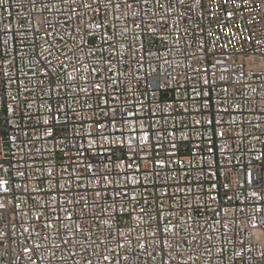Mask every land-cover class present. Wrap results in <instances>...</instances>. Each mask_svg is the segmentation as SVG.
<instances>
[{
    "label": "built area",
    "instance_id": "1",
    "mask_svg": "<svg viewBox=\"0 0 264 264\" xmlns=\"http://www.w3.org/2000/svg\"><path fill=\"white\" fill-rule=\"evenodd\" d=\"M81 2L91 0H76L74 4L71 0L68 4L59 0H36L35 9L30 0H10L0 6V166L3 168L0 179L9 180L13 189L9 193L0 192V201H11L0 210V232L7 234L0 236V264H28L30 256L41 258L39 264H49V261L51 264H85L89 259L93 264H115L123 256H127V260H119V264H264V257L260 255L264 252V227H259L261 214L254 208L257 203L264 205V201L258 202L250 195L253 190L264 192V51L238 38H231L229 47L215 46L227 44L230 37L218 31L215 20L205 15L195 0H184L183 5L178 0H149L142 8L139 5H134L133 9L108 8L107 18L103 20L107 30L93 28L91 36L85 35V25L99 22L100 17L80 7ZM116 2L123 3V0ZM42 5H47L51 11ZM69 5L76 11L71 12ZM132 11L137 12V17L132 16ZM259 13L258 9L252 15L259 20ZM139 17L143 18V31L136 27L141 22ZM217 18L221 22L227 19L223 11L217 13ZM41 21L45 22L41 24ZM241 23L233 18L229 27L237 31L235 25ZM152 27L157 29V34L151 33ZM5 28L9 30L4 32ZM124 28L128 31L121 35ZM247 28L255 34L254 39L264 40V23H253ZM45 29L52 34L49 43L54 45V51L67 52L68 48H76L81 41H86L85 51L77 50V56L85 57L89 49L98 51L95 58L85 59L84 63L91 60L101 69L107 68V63H100L102 55L114 65L110 71L89 77V83L94 80L105 89L103 97L109 101L107 105L98 97L77 93L72 86L61 94L59 101L53 94L47 103L67 106V120L57 113L60 118L52 133L55 139L46 140L42 121L48 113L33 99L47 92L38 87L41 79L45 85L49 84L43 72L34 76L33 71L52 68L39 55L47 46L41 38ZM208 31H217L221 39L214 41L207 37ZM101 34L111 35L113 39L102 44ZM237 35L246 38L249 32L239 31ZM206 39L209 43L202 49ZM48 59L53 60V65L56 63L53 57ZM37 60H41V64H37ZM197 60L200 63H196ZM216 61L223 63L213 69L211 65ZM204 67L209 73H216L215 77L208 76L215 81L210 87L203 86L205 74L194 71ZM220 75L229 79L221 81ZM78 84L81 88L89 86L83 80ZM202 87L210 93V107L200 115L196 114L197 107L201 106L199 101L193 103L188 97L192 95V88L199 91ZM236 104L240 105L239 109ZM169 105H177L174 111L169 110L170 115L165 112ZM220 107L229 111L221 114ZM111 108L117 109V117L128 110L136 112L153 124L156 133H174L171 141L165 139L164 147L158 150L159 158L168 167L161 168L152 158L135 160L139 173L128 170V184L123 183L124 169L111 173L112 184H93L85 166L99 167L105 157L96 154V146L85 152L73 145L84 143L87 148V140L96 139L93 135L81 140L89 131L88 124L92 118L107 123L101 109ZM157 108L159 111L152 115L151 110ZM209 119L221 123L209 126ZM196 120L203 124H195ZM222 130L227 132L223 139L213 135ZM105 134L113 140L119 135L115 129ZM13 136L17 138L15 142L10 139ZM210 139L215 141L213 152L207 151ZM38 148L44 150L43 154L36 151ZM61 149L70 150L71 159ZM78 151L83 155H78ZM128 151L125 147H114L112 158L126 159ZM190 163L202 166L189 167ZM49 168L58 171L62 184L69 173L80 177L78 189L60 193L61 204L57 211L53 210L56 208L53 193L30 191L38 184L44 190L49 188ZM19 172H24L25 176L17 175ZM210 172L214 174L210 176ZM248 173L252 174V184L246 182ZM132 177L143 182V186H132ZM17 184L29 191L17 190ZM225 184L229 187L225 188ZM117 188L135 194L139 202L120 200L125 210L135 208L137 211H133L131 217L127 211L118 214V224L113 225L110 236L109 230L102 227V220L107 218L105 210L113 212L111 194ZM97 190L104 192L103 198L96 195ZM164 192L172 195L164 196ZM82 197L86 198V208L80 203ZM69 199L74 203L67 204ZM141 207L153 216L159 210V220L148 221L137 228L139 222L134 218ZM64 208L73 214V221L65 219ZM38 214L54 224V218L59 216L69 228L57 236L55 228H45L42 221L35 219ZM165 217L177 225L178 231L181 226L188 228L187 232H180L178 248L173 233L165 234L163 242L152 235L157 232V223L163 224ZM254 223L258 227L254 228ZM77 225L84 231L72 235ZM117 227L129 236L130 245L120 239L125 247L117 248ZM44 236L49 238L44 240ZM92 240L97 241L95 247L90 246ZM142 242L146 243L143 250ZM35 244L41 247L34 253H24L25 247L32 248ZM221 248L223 252L218 251ZM101 253L109 256L110 261H103Z\"/></svg>",
    "mask_w": 264,
    "mask_h": 264
},
{
    "label": "snow or ice",
    "instance_id": "2",
    "mask_svg": "<svg viewBox=\"0 0 264 264\" xmlns=\"http://www.w3.org/2000/svg\"><path fill=\"white\" fill-rule=\"evenodd\" d=\"M60 3L68 4L69 0H59ZM5 3H10V0H0V6H3ZM71 3H76V0H71ZM149 3V0H123V3H118L116 0H91V2L84 3L81 2L80 7L84 8L85 10H91L95 16H99L100 20L99 22H95L94 24L90 23L85 25V35L91 36L92 29H105V25L103 23V20L107 18V9L111 8L114 10H118L121 7L125 9H133L134 5H139L141 8L143 6H146ZM178 3L181 5L184 4V0H178ZM195 3L200 7V9L203 10L205 15H210L216 22L218 26V31L223 32L226 36H229L230 39L228 40L227 44L224 45H218L217 47H229L231 45V38H238V39H245L246 43L253 44L260 46L261 50L264 51V40L262 39H254V33L251 32L249 28H247V25L253 24V23H264V0H195ZM31 7L35 9L36 0H30ZM95 5V7H94ZM103 5V8H102ZM229 5L231 6L229 8ZM44 9H47L48 11H51V9L47 8V5H42ZM56 5L53 4V8H55ZM160 7H163L161 4ZM260 10L259 13V20L256 19L255 15H252L257 10ZM69 10L71 12H75L76 9L71 8V5H69ZM223 11L226 14V21L221 22L217 18V13ZM237 13L240 15L237 16ZM247 14V15H245ZM132 16L135 18L137 17V12L132 11ZM249 16H251V19H249ZM233 18H236L240 21H242L241 24H236L235 27L237 31H233L231 27H229L230 24L233 23ZM140 23L136 24L137 28H140L141 31L144 30L143 27V18L139 17ZM45 21H41V24H43ZM9 29L5 28L3 31L7 32ZM107 30V29H105ZM203 31V29H201ZM128 29L124 28L121 35H124L127 33ZM151 33L157 34V29L155 27H152L150 29ZM239 31H248L249 35L246 38L238 37L237 33ZM52 34L45 29L44 36L41 37L44 40V43L47 45L42 50L39 51V55L42 58L43 62L47 65H52L51 70H49L47 67L37 68L33 71V75L35 76L38 72H43L44 77H47L49 80V84L45 85L44 80L41 79L39 82L38 87H40L41 91L44 92L45 89H47V92L45 95H42L41 97H33L35 101H37L41 107L45 108V111L48 113V116L45 117L42 121L44 128H43V138L46 140L47 138L51 137L52 139H55V137L52 135L53 133V127L55 122L60 118V115L64 116V119L67 120V106L60 107L58 104L56 106H53L51 104H48L47 101L53 98V94L55 95V99L59 101L61 94L70 89V86L74 87L75 91L77 93L82 92L86 97L88 96H95L101 99L102 103L107 105L109 101L103 97V92L105 89L101 88L100 83H96L94 80L89 83V77L92 75H99L101 71H110L114 65H111L110 61H105L103 56L101 55L100 63H107L108 67L101 69L98 65L92 64L91 60H89L88 63H84L83 61L85 59L89 58H95L97 55L98 50H91L89 49L86 52V56L81 58L77 56V50L79 51H85L84 45L87 43L86 41H81L79 45H77L76 48H68L67 52L61 51L60 49H54V45L49 43V37ZM207 37L213 38L214 41H218L221 39V36L218 34L217 31H208L206 33ZM63 40V37L60 38ZM113 37L111 35L105 36L104 34H101L100 40L103 43H108L111 41ZM4 44L7 43V41L3 42ZM209 41L206 39L204 43L201 45L202 49H206ZM110 47L114 48V45H109ZM123 44L121 45V49H123ZM36 51V49H34ZM236 51H240L239 49H236ZM59 53V55H57ZM71 54V55H70ZM48 57H53V59L56 61V63L53 65V60H49ZM63 57V58H61ZM75 57V60L73 59ZM196 63H200L199 60L196 61ZM223 61H216V63L212 64L211 67L213 69L216 68L217 64H221ZM37 64H41V60H37ZM196 72H203L205 74V78L203 80V86L204 87H210L212 86L215 81L208 79V76L211 75L212 77L216 76L215 72L209 73V69L207 67H204L202 69H194ZM227 71V69H225ZM85 73H88L86 76ZM4 75H8V73H4ZM27 75V73H25ZM239 75H243V73H240ZM62 77V78H61ZM229 79V76L220 75L219 80L224 81ZM79 80H83L85 83H88V87L81 88L78 84ZM12 82V78L9 77V83ZM116 81H113L115 83ZM225 92H227V88L224 89ZM255 91V89H253ZM192 95L188 97V99L196 103L199 101L201 106H198L196 109V114H204L205 111L210 107L209 103V97L210 93L208 91H204V88L202 87L199 91H197L195 88L191 89ZM47 97V99H46ZM17 97H13V100H16ZM226 102V101H225ZM177 105H169V109H166L165 112L170 115L169 110H175V107ZM179 107L183 108V105H178ZM91 107V106H89ZM235 107L237 109L240 108L239 104H236ZM39 110V109H38ZM74 111V109H73ZM159 111V108L155 110H151V114L155 115L156 112ZM185 111H188L185 109ZM218 111L221 114H224L229 111V109H224L223 107H220ZM102 115L107 120V123H105L103 120L91 119V123L88 124L89 131L85 136L81 137V140H85L87 137H92L93 135L96 136V139H88L87 145L88 147L85 148L84 143H78L73 145L77 150L83 149L85 152L88 151V149H91L93 146L97 147V155H103L105 157V161L100 164L99 167H96L93 164H88L85 166V171L90 173L92 177V182L95 185L103 186L105 184H112L113 181L110 180V175L113 171H117L119 169H124V177H123V183L128 184L129 183V176H128V170H131L133 172L139 173V165L134 164L135 160L143 161L145 159L152 158L154 163H159L161 168L168 167L167 164H165V161L163 159H160L158 156V150L163 148V141L165 139L171 141L172 136L174 133H167L166 135L163 133H156L153 131V124L150 123L148 120H146L143 116L138 115L136 112H133L131 110H128L127 112L120 113L119 117H117V109L111 108L110 110L101 109ZM59 113L60 115H57ZM191 114V113H190ZM161 118H167V117H161ZM83 120V118H81ZM208 125L211 126L213 124H216L217 126L221 123L220 121H214L213 119H209L207 121ZM195 124L202 125L203 121L196 120ZM123 125L124 127H120ZM83 124L81 123V127ZM112 129H115V132L119 135L117 136V139L113 140L111 139L110 135H107L105 133L111 132ZM74 135H77L74 133ZM127 135V139H125V136ZM213 135L220 137L223 139L227 132L220 131V132H214ZM13 142L16 141V137L13 136L10 138ZM125 147L129 151L127 153L126 159H121L119 161L114 160L112 158V149L114 147ZM172 147L175 148V144H172ZM215 148V141L211 140L209 141V146L207 148L208 152H213ZM38 153L43 154L42 149H36ZM223 151V150H221ZM61 152H64L65 155H69V159H71L70 156V150L68 152H65L64 149H61ZM143 153V156L141 155ZM78 155H83L82 152L78 151ZM174 163V162H171ZM201 167L202 165H193L189 164V167ZM71 167V165H69ZM181 167H183V162H181ZM93 168H95V171L93 172ZM3 171L2 166H0V172ZM66 172H68V169H65ZM155 175H158L157 173H154ZM212 172L209 173L211 176ZM17 175L23 177L25 176L24 172H19ZM47 176L49 177V188L47 190L42 189L41 185H37L36 188L31 189V192H39V191H46L47 193H53V199L56 202V208H54V211H57L60 209V200L58 199L60 193L62 192H69L75 189H78L80 187L79 180L80 177L74 173H69L68 179L65 183H60L59 180L61 177L58 175V171L54 168H49L47 172ZM246 182L248 184H252V174L248 173L246 177ZM132 186H143V182L138 181L135 179V177L131 178L130 181ZM213 188L216 187V185H212ZM225 188H228L229 185L225 184ZM17 190L21 191H29V189L25 188L24 185L17 184L15 186ZM12 187L10 186L9 180L0 179V192L3 193H9L12 191ZM179 190V189H178ZM191 191V189H189ZM96 195L98 197L103 198L104 192L97 190ZM164 196H171L172 193L164 192L162 193ZM251 197L256 201H264V192L253 190L251 192ZM111 198L113 201L112 208L113 212L108 213L107 210H105V215L107 218H103L102 220V227H106L109 230L110 236L112 235V228L114 224H118V221L116 219V216L120 213H123L124 211H127L128 215L131 217V214L133 211H137L135 208H129L125 210L122 206H120V200L122 199H128L129 201H137V196L135 194L130 195L129 192L121 191L117 188V190L113 191L111 194ZM213 200L216 199L215 196L212 197ZM139 202V201H137ZM11 203V201H0V210L5 209L7 205ZM67 204H73L74 201L72 199H69L66 201ZM80 203L83 208H86L88 205L86 203V198H81ZM163 201H160V204L162 205ZM15 207H19V205H16ZM255 212L260 213V225L259 227H264V205L257 203L254 205ZM63 211L65 212V219L67 221H73L74 217L71 212L67 210V208H64ZM214 215H219V213H215ZM225 215H227L225 211ZM160 218V211L157 210L156 215L153 216L146 212V210L141 207L138 210L137 216L134 218L137 223L136 227L139 228L142 224L152 221V220H159ZM35 219L37 221H42L44 223V227L48 229L55 228V233L57 236H60L62 232H65L68 230L69 225L68 223H65L63 220L60 219L59 216H56L54 219L56 223L54 224L52 220H45L42 214H38ZM14 227V225H13ZM227 227V225H225ZM253 227H258L257 224H253ZM134 230V229H132ZM25 232L28 231L27 228L24 229ZM84 229L77 225L76 228L72 231V235H75L76 232H83ZM187 227H180V230H177V225L172 223L171 220L167 217L164 218L163 224L157 223V232L153 233L152 235L154 237H159L160 241L163 242L165 239V234L171 232L173 233V238L176 239V245L175 247H179L180 243V232H187ZM6 233L0 232V236H5ZM39 235V233H37ZM116 235L119 237L117 240V248H124L125 244L120 243V239L126 240L128 244L130 245L132 243L131 239L128 235L121 232L119 227L116 228ZM49 237L44 236L43 239L47 240ZM195 239V236L192 237ZM86 239H89L86 237ZM139 239V238H137ZM64 244L70 243V241H63ZM97 241L92 240L90 246L95 247ZM99 243L103 244L104 241H99ZM40 244H35L32 248L25 247L23 249L24 253H34L36 249L40 248ZM146 247V243L142 242L140 244V248L143 250ZM169 248H173V245H168ZM108 251H112L111 249H106ZM207 251H211V249H207ZM219 252H223V248L218 250ZM70 255H74L71 254ZM102 256L103 261L108 262L110 261V257L107 255H103V253L100 254ZM237 255L242 256L243 253H237ZM260 255L264 257V252H261ZM41 258L36 257H29L28 258V264H39ZM191 259V256L189 257ZM119 260H127V256L120 257ZM119 260L115 262V264H119ZM49 264H51V261H49ZM85 264H93L92 260L89 259L85 261ZM171 264V262H169ZM185 264H188V262H185Z\"/></svg>",
    "mask_w": 264,
    "mask_h": 264
}]
</instances>
